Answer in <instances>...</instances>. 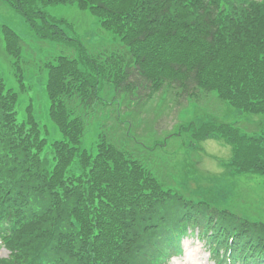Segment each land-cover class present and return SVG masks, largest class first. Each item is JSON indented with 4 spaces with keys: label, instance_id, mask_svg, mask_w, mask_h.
<instances>
[{
    "label": "trees",
    "instance_id": "trees-1",
    "mask_svg": "<svg viewBox=\"0 0 264 264\" xmlns=\"http://www.w3.org/2000/svg\"><path fill=\"white\" fill-rule=\"evenodd\" d=\"M69 1L94 5L102 25L132 51L133 66L121 56L106 62V73L117 85L127 80L131 89L139 80L153 85L167 79L195 80L237 107L264 113V3L61 2ZM244 1L249 4H237ZM1 33L4 41L18 43L9 28ZM47 33L55 36L43 35ZM7 48L11 51L8 43ZM92 87L89 80L77 77L73 60L60 57L51 66L49 115L63 136L53 145L56 164L49 171L41 158L49 127L29 108V117L19 120L18 93L6 87L0 73V209L11 213L13 228L7 244L12 254L0 264H162L163 253L175 250L174 223L164 211L175 198L181 211L192 207L175 190L155 183L113 142L99 138L94 153L91 147L85 149L86 127L75 111ZM37 200L39 209L51 210L46 216L52 224L40 234L15 231L17 225L27 229ZM192 203L203 211L198 224L216 231L212 238L220 247H229V237H234V259L264 264L262 223L205 201ZM217 259V264H227L220 255Z\"/></svg>",
    "mask_w": 264,
    "mask_h": 264
},
{
    "label": "rangeland",
    "instance_id": "rangeland-1",
    "mask_svg": "<svg viewBox=\"0 0 264 264\" xmlns=\"http://www.w3.org/2000/svg\"><path fill=\"white\" fill-rule=\"evenodd\" d=\"M104 2L110 5L108 0ZM26 7L30 11H42L47 19H53L52 22H58L60 19L62 21L66 20L70 25L61 24L62 28L71 37L82 40L92 52L108 53L115 49H125V46H122V42L115 37L114 33L101 28L98 18L88 9H81L76 4L42 5L38 3L28 4ZM37 19L41 24L42 19L38 17ZM2 25H7L15 30L21 36L23 43L28 49L39 52L41 46H43L52 54H71L70 50L64 46L38 42L30 21L27 20L22 12L12 5L10 7L0 1V64L4 80L8 86L17 87L18 83L12 59L10 60L8 57L1 40L3 39L1 33ZM65 46L70 48L68 44H65ZM36 68L30 70L35 71ZM41 74L42 76L34 79H26L29 94L21 96L17 111L19 119L23 120L26 114V107L32 104L34 112L38 114V119L42 124L48 125L50 128L52 122L49 118V98L45 90L46 75ZM164 91L169 92L166 89ZM197 93L207 95L198 98L188 97L185 101L175 95L169 96L166 94L158 97L156 102L149 106L144 116V119L149 118L148 121L150 122L141 129L140 135H138L140 140L151 147L156 142H162L168 133H179L181 125L191 120L198 121L199 124L205 122L210 125L234 121L241 127L247 126L251 129L254 128V125L251 124L253 122L251 119L257 118L264 122L263 115L242 112L222 101L216 92L208 94V92L199 89ZM111 95L112 92H110L108 98ZM158 106L159 108H157ZM128 113H131V111L124 112L123 116ZM141 120L137 118V123L139 124ZM99 121L106 123L105 116H99ZM263 122L258 121V127L261 130H264ZM194 133L195 131L192 130V132H186L180 136H172L168 139L165 152L161 151L168 158L175 159L176 166L179 165V169L176 170V175L174 176L176 182L189 185L194 183L198 186L216 183L225 185L227 189L237 190L247 197L249 210H252L256 217L262 215L264 219V179L245 173L241 175L230 174L231 169L227 164L232 160L230 159L231 156L233 158L231 147L221 139L203 140L200 142L194 138ZM95 134L96 129L94 128L91 138ZM59 137L58 130L51 129L50 139L54 140ZM157 150L160 151L161 149L158 147ZM146 162L160 180L164 181L165 177L171 178L168 174L169 171L165 172L155 159ZM215 171L223 174L215 176L213 174ZM205 176H211L212 179L205 178ZM213 191L216 193L217 189ZM229 203L236 207L242 206L240 200L235 199L233 196L229 197ZM7 254L8 251L0 247V255L6 256ZM203 255L206 256L205 260H207L208 252L206 251ZM197 263L202 264L203 262ZM208 264L213 263L209 262Z\"/></svg>",
    "mask_w": 264,
    "mask_h": 264
}]
</instances>
